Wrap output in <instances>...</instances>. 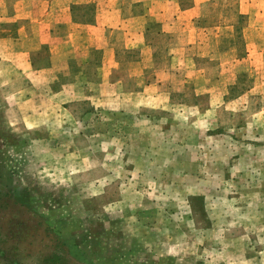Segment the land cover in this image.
<instances>
[{"label":"rangeland","instance_id":"374dc122","mask_svg":"<svg viewBox=\"0 0 264 264\" xmlns=\"http://www.w3.org/2000/svg\"><path fill=\"white\" fill-rule=\"evenodd\" d=\"M0 196V264H264V0H0Z\"/></svg>","mask_w":264,"mask_h":264},{"label":"crops","instance_id":"0c3cea01","mask_svg":"<svg viewBox=\"0 0 264 264\" xmlns=\"http://www.w3.org/2000/svg\"><path fill=\"white\" fill-rule=\"evenodd\" d=\"M196 6H197V4L194 5V6H192L191 8H189V9H185V10H183V11L186 12V11H189V10H191V9H195ZM92 26H93V25H92ZM93 27H94V28H98V24L94 25Z\"/></svg>","mask_w":264,"mask_h":264},{"label":"trees","instance_id":"16d2710c","mask_svg":"<svg viewBox=\"0 0 264 264\" xmlns=\"http://www.w3.org/2000/svg\"><path fill=\"white\" fill-rule=\"evenodd\" d=\"M0 199H1V196H0ZM1 234V233H0ZM1 254H5V250H3V247L2 246H0V255Z\"/></svg>","mask_w":264,"mask_h":264}]
</instances>
